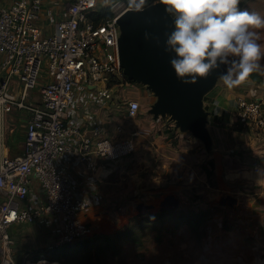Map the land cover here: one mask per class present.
<instances>
[{"label":"built area","instance_id":"built-area-1","mask_svg":"<svg viewBox=\"0 0 264 264\" xmlns=\"http://www.w3.org/2000/svg\"><path fill=\"white\" fill-rule=\"evenodd\" d=\"M44 6V0H0V72L4 75L0 113L17 108L30 115L24 153L0 159V264L48 262L36 250L16 252L13 226L57 216L61 220L57 244L50 249L73 246L92 236L85 217L90 205L76 194L68 173L57 164L75 152V142L80 160L87 163L94 177L102 175L106 163L127 158L136 150L133 138H107L102 126L88 133L65 124L77 87L96 88L99 96L111 99L109 87L115 79H123L117 21L128 7L122 0L107 4L105 0H70L67 16L56 24L54 33L41 37L36 23ZM105 8L112 10V17L98 23L92 16ZM45 67L47 80L42 78ZM14 82L21 88V101L14 97ZM38 87L40 103L26 105L28 92ZM138 111L139 104H129L130 116ZM236 116L243 129L264 140L261 100L240 98ZM34 178L40 183L41 199L30 196Z\"/></svg>","mask_w":264,"mask_h":264},{"label":"rangeland","instance_id":"rangeland-1","mask_svg":"<svg viewBox=\"0 0 264 264\" xmlns=\"http://www.w3.org/2000/svg\"><path fill=\"white\" fill-rule=\"evenodd\" d=\"M245 1L244 9L264 14V0ZM260 35L264 43V31ZM125 85L130 90H118L119 100L134 96L136 88L150 93L138 83ZM150 98L140 96L147 109L152 105ZM260 100L264 109V95ZM167 119L159 126L167 141L175 147L178 143L186 146L179 142L180 136L167 134L173 125ZM250 135L255 144L257 139L261 142L256 134ZM188 138L185 141L189 146L200 151L191 143L196 141ZM135 144V152L121 161L103 184L101 193L108 204L85 214L93 234L82 246H75V252L85 256L80 264H264V172L258 175L259 169L251 162L255 160H241L237 169L246 173L239 178L227 174V155L237 156L232 147L224 150L220 164L206 159L200 171L194 170V165L180 167L178 160L167 158L161 151H150L142 144L138 148L136 140ZM14 234L11 232L16 239ZM105 236L110 240L102 238ZM52 244L36 253H43L48 262L54 263L52 259L60 255L61 246L48 248ZM73 247H66L65 253ZM15 250L22 254L34 249L17 243Z\"/></svg>","mask_w":264,"mask_h":264},{"label":"crops","instance_id":"crops-1","mask_svg":"<svg viewBox=\"0 0 264 264\" xmlns=\"http://www.w3.org/2000/svg\"><path fill=\"white\" fill-rule=\"evenodd\" d=\"M69 4L70 0H44V10L36 23L38 36L45 37L54 33L56 24L67 16ZM1 59L2 57H0V61ZM262 76L264 78V75ZM42 78L44 80L48 79L46 67L43 68ZM2 79H4V75L0 72V81ZM260 86L264 87V81L262 84H256L249 79L237 88L227 89L219 81L216 87L207 95L205 103L207 109L211 112V116L209 117L211 128L209 130L213 139V150L211 154L206 151L204 144L199 139L190 133H183L176 130L174 123L167 119L173 124L167 129V134H171L170 136H173V134L177 135V137L180 136L181 139L179 138V142H185L186 146L178 143V146L175 147L169 143L165 138V133L159 128L166 118L155 120L153 115L149 114L150 108H145L140 99L141 95L146 98L149 96L153 104L156 101L153 93L150 91L147 94L140 88H136V91L133 93L135 94L134 96L130 95V93L129 96L132 97L125 96L126 101L119 100L118 90H130L126 85L124 87L123 84L109 87L113 96L111 99L99 96L96 88L77 87L74 100L66 110L65 124L67 127H79L82 131L88 133L93 128L102 126L103 135L107 138L113 140L135 138L138 148L142 144L143 147H146L150 151H161L167 158L178 160L181 163L180 167L183 164L189 169L191 165H194V170L199 168L200 171L204 168L205 165L203 167L201 166L206 159L215 161L216 165L220 164L224 160V150L232 147L237 156L236 158L229 155L226 157V162L229 166V170H227L228 176L234 175L243 178L246 171L240 168L237 169L241 160H255L251 162H254L256 168L259 169V175L264 172V140L260 138V142L257 139V144H255V141L250 138L251 133L239 125L236 113L240 98H245L249 101L263 98L264 88ZM12 87L14 97L21 101L20 95L22 91L18 83L14 82ZM39 91L40 87L29 91L24 103L26 105H37L40 103L41 95ZM129 104H139V111L135 116H130L127 113ZM119 107L122 110H117ZM121 112H124L122 114L125 116L124 118L121 117ZM29 116L27 110L17 108L11 112L0 113V159L3 157H16L24 153ZM215 117L220 119L219 122L215 121ZM118 118L124 122L120 119L118 120ZM189 136L196 141V143H191L196 144V148L200 151L196 152L189 146L190 142L185 141ZM244 136L249 138L251 142ZM251 144L260 146L254 147ZM74 145L75 152L72 155L63 157L57 164L68 173L76 194L88 201L90 205L87 211L88 214L96 209L100 210L101 207H105L108 204V201L101 193V189L103 184L107 183L109 177L117 171L120 162H123L125 158L114 163H106V166L102 170V175L100 177H94L87 163L80 160L78 144L75 142ZM206 168H209V166L206 165ZM34 179L30 196L33 199H41L43 198V193L40 188V183L38 179ZM60 225L61 220L57 216H53L47 217L32 225L13 226L11 232L16 235V244L18 243L25 249L37 250L47 247L52 242L55 244L54 242L57 241V233Z\"/></svg>","mask_w":264,"mask_h":264},{"label":"clouds","instance_id":"clouds-1","mask_svg":"<svg viewBox=\"0 0 264 264\" xmlns=\"http://www.w3.org/2000/svg\"><path fill=\"white\" fill-rule=\"evenodd\" d=\"M241 0H161L173 20L165 34L164 50L172 56L171 68L185 85L210 76L221 65L219 80L237 88L256 73H264V14L240 9ZM110 3V0H105ZM147 0H127L133 12H142ZM145 33V39H150ZM157 44L160 41L157 39ZM174 54V55H172Z\"/></svg>","mask_w":264,"mask_h":264},{"label":"water","instance_id":"water-1","mask_svg":"<svg viewBox=\"0 0 264 264\" xmlns=\"http://www.w3.org/2000/svg\"><path fill=\"white\" fill-rule=\"evenodd\" d=\"M117 23L124 76L146 86L156 98L149 114L155 120L168 118L176 130L192 134L204 144L206 151L211 152L213 139L208 127L211 112L205 99L220 81L219 77L226 74L227 66L221 65L209 77L198 79L195 85H185L177 79L170 65L172 56L164 50L165 34L173 30L174 22L161 1L139 13L126 9ZM145 33L151 38L145 39ZM249 79L256 84L264 81L262 73L253 74Z\"/></svg>","mask_w":264,"mask_h":264},{"label":"trees","instance_id":"trees-1","mask_svg":"<svg viewBox=\"0 0 264 264\" xmlns=\"http://www.w3.org/2000/svg\"><path fill=\"white\" fill-rule=\"evenodd\" d=\"M159 1H161V0H147V4H146V6L145 7H147V6H149V5H151V4H154V3H156V2H159ZM124 4L126 5V7H127V0H124ZM245 5H246V1L244 0V1H241L240 2V9L241 10H244V8H245ZM92 17H94V18H96V21L98 22V23H101L103 20H105V19H109L110 17H112V11H111V9L110 8H105V9H102V10H100V11H98L96 14H94ZM124 82H126V83H134V82H132V81H129L128 79H127V77H123V79H121V80H119V79H115L114 81H113V83H112V85H120V84H123ZM206 100V99H205ZM262 102V101H261ZM219 118L218 117H215V121L216 122H219ZM170 132H172V131H170ZM173 133V132H172ZM209 174H212L211 173V171H209ZM190 224H193V222H192V220H190ZM102 238H104L105 240H107V241H109L110 240V237H108V236H105V237H102ZM89 239V238H88ZM96 239V238H95ZM94 239V240H95ZM99 239V238H98ZM83 241H79L78 243H76L75 245H73L74 247L72 248L73 250L70 252V253H68V254H66L65 252V249H66V246H62V247H60L59 249L61 250V252H60V255H58V257L57 258H54V259H52V262H58V263H60V264H80L82 261H84L85 260V256L83 255V256H81L80 254H78V253H76L75 252V249H76V247H78V246H82L83 245V243H82ZM80 243H82V244H80ZM76 246V247H75Z\"/></svg>","mask_w":264,"mask_h":264},{"label":"bare ground","instance_id":"bare-ground-1","mask_svg":"<svg viewBox=\"0 0 264 264\" xmlns=\"http://www.w3.org/2000/svg\"><path fill=\"white\" fill-rule=\"evenodd\" d=\"M44 263L51 264L50 262H44ZM52 264H59V263L54 262V263H52Z\"/></svg>","mask_w":264,"mask_h":264}]
</instances>
